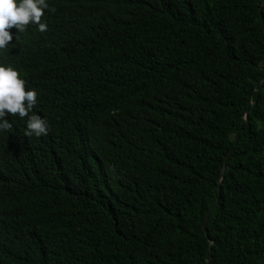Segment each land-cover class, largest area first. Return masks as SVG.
Wrapping results in <instances>:
<instances>
[{
    "label": "trees",
    "instance_id": "obj_1",
    "mask_svg": "<svg viewBox=\"0 0 264 264\" xmlns=\"http://www.w3.org/2000/svg\"><path fill=\"white\" fill-rule=\"evenodd\" d=\"M48 3L0 51L49 129L5 117L0 264H264V0Z\"/></svg>",
    "mask_w": 264,
    "mask_h": 264
},
{
    "label": "clouds",
    "instance_id": "obj_2",
    "mask_svg": "<svg viewBox=\"0 0 264 264\" xmlns=\"http://www.w3.org/2000/svg\"><path fill=\"white\" fill-rule=\"evenodd\" d=\"M50 8L48 0H0V51L9 45L12 39L10 29L24 32L27 25H35L36 30L44 32L47 24L41 17L43 11ZM37 91L25 88L24 79L16 68L0 63V132H6L12 125L6 116L27 117L25 135L40 137L48 132V122L37 114H31L37 103Z\"/></svg>",
    "mask_w": 264,
    "mask_h": 264
},
{
    "label": "water",
    "instance_id": "obj_3",
    "mask_svg": "<svg viewBox=\"0 0 264 264\" xmlns=\"http://www.w3.org/2000/svg\"><path fill=\"white\" fill-rule=\"evenodd\" d=\"M262 23H263V25H264V20H263V18H262ZM247 114H248V109L246 110V115H247ZM245 122H246V118L244 119V121H243V123H242V126L244 125ZM239 135H240V132L238 133V135H237V137H236V140H235V146L237 145V141H238V137H239ZM230 155H231V153L229 154L227 160L230 158ZM218 189L220 190V187H219ZM217 202H218V199H216V200L212 203V205L210 206V208H209V210H208V212H207V214H206V218H205V220H204V225H203V227H204V231H205L206 235H207V228H206L207 220H208V218H209V215H210V213H211L213 207L215 206V204H216ZM211 250H212V246H210L209 258H208L206 264H209V261H210V259H211Z\"/></svg>",
    "mask_w": 264,
    "mask_h": 264
},
{
    "label": "bare ground",
    "instance_id": "obj_4",
    "mask_svg": "<svg viewBox=\"0 0 264 264\" xmlns=\"http://www.w3.org/2000/svg\"><path fill=\"white\" fill-rule=\"evenodd\" d=\"M261 13V12H260Z\"/></svg>",
    "mask_w": 264,
    "mask_h": 264
}]
</instances>
